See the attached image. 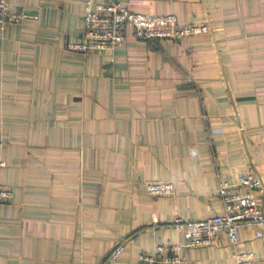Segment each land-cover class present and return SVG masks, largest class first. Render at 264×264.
I'll list each match as a JSON object with an SVG mask.
<instances>
[{"label":"crops","instance_id":"1","mask_svg":"<svg viewBox=\"0 0 264 264\" xmlns=\"http://www.w3.org/2000/svg\"><path fill=\"white\" fill-rule=\"evenodd\" d=\"M88 0H5L27 17L0 26V264H142L155 246L185 242L176 216L220 213L219 181L247 171L264 209V0H93L174 15L208 31L85 54ZM172 182L170 196L146 184ZM244 190H240L242 194ZM219 233L184 248L182 264H234L264 236ZM123 249L110 263L106 256Z\"/></svg>","mask_w":264,"mask_h":264},{"label":"built area","instance_id":"2","mask_svg":"<svg viewBox=\"0 0 264 264\" xmlns=\"http://www.w3.org/2000/svg\"><path fill=\"white\" fill-rule=\"evenodd\" d=\"M27 15L23 11L8 8L5 0H0V26L20 24ZM83 33L76 42L67 43L65 49L85 54L88 51H111L125 44L127 32L136 40L153 42L155 40L178 41L189 35L208 31L207 26L181 25L172 15L156 16L136 13L127 7L110 1L97 4L88 0L84 6ZM261 180L251 171L240 175L236 182H218L214 195L220 202V213L205 220L188 221L176 216L165 227L183 234V244L155 246L150 254L140 255L142 264H182L180 255L184 248H205L212 245L219 233L223 234L231 246L238 243V230L254 229L256 238L264 236V209L254 192H261ZM240 190H244L242 194ZM146 192L152 197L170 196L174 193L172 182L154 181L146 184ZM12 193L8 188H0V206L8 204ZM122 245H116L106 256L104 263L114 261L122 252ZM234 264H262L256 261L253 252L235 255Z\"/></svg>","mask_w":264,"mask_h":264}]
</instances>
